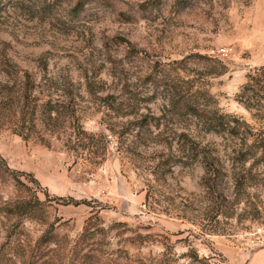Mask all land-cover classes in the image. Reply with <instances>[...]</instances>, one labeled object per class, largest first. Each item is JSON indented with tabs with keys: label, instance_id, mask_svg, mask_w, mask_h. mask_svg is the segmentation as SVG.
I'll list each match as a JSON object with an SVG mask.
<instances>
[{
	"label": "rangeland",
	"instance_id": "obj_1",
	"mask_svg": "<svg viewBox=\"0 0 264 264\" xmlns=\"http://www.w3.org/2000/svg\"><path fill=\"white\" fill-rule=\"evenodd\" d=\"M262 67L264 0H0V264H245L264 164L233 199V151L264 152Z\"/></svg>",
	"mask_w": 264,
	"mask_h": 264
},
{
	"label": "trees",
	"instance_id": "obj_2",
	"mask_svg": "<svg viewBox=\"0 0 264 264\" xmlns=\"http://www.w3.org/2000/svg\"><path fill=\"white\" fill-rule=\"evenodd\" d=\"M260 73L264 76V67L259 69ZM254 77L253 75L247 76V82L242 87L243 90H248L250 92H254V84L252 83ZM19 96L17 97V104L20 107V122L21 124H25L27 121V111H28V82L21 84V87L19 88ZM170 106L175 107L176 105L173 103V101L170 100ZM177 109V108H176ZM187 111H193L191 107L185 108ZM194 113V112H193ZM224 116H220L219 119L213 118V116H209V118L206 120V122L212 127V130L216 129L215 126L222 130V131H228L230 133H234V129H236V125H231V122L237 121L235 119H232V121L224 120ZM237 123V122H236ZM214 128H213V126ZM238 133V132H237ZM238 136V134H237ZM245 139L240 140V144L237 146L236 150L233 151V156L235 159V162L238 165V171L233 172L232 174V196L233 199H237V195L239 193V190L241 189L244 182L247 180L248 175H251V169L252 165H250L249 168H243L245 163L248 162L249 159H252L254 164H264V152H261L262 150H259L260 148L258 146H255V141L253 140L250 145H247L244 141ZM262 149V148H261ZM258 151L261 153L258 154ZM207 157L202 160L203 167H204V180L208 183V190L211 192V188L213 185H215L216 180L221 176V179H223V175L221 173V167L220 165H216L212 161H208ZM218 162V161H216ZM173 164H171L170 160L166 159L161 162L158 166L159 168H162L164 171V168L168 169L171 168ZM219 166V167H218ZM149 195L146 194L145 202L148 203ZM224 203H228L225 198L223 197Z\"/></svg>",
	"mask_w": 264,
	"mask_h": 264
},
{
	"label": "crops",
	"instance_id": "obj_3",
	"mask_svg": "<svg viewBox=\"0 0 264 264\" xmlns=\"http://www.w3.org/2000/svg\"><path fill=\"white\" fill-rule=\"evenodd\" d=\"M257 247H259V246H257ZM228 253L231 254V252H228ZM244 263L245 264H264V248H260L256 251H254V253L250 254L244 260Z\"/></svg>",
	"mask_w": 264,
	"mask_h": 264
},
{
	"label": "built area",
	"instance_id": "obj_4",
	"mask_svg": "<svg viewBox=\"0 0 264 264\" xmlns=\"http://www.w3.org/2000/svg\"><path fill=\"white\" fill-rule=\"evenodd\" d=\"M255 239L251 241L254 246H262L264 244V228L263 227H257L253 234Z\"/></svg>",
	"mask_w": 264,
	"mask_h": 264
}]
</instances>
